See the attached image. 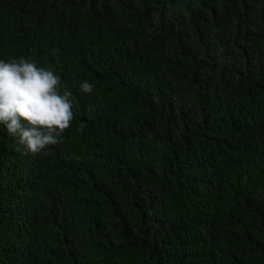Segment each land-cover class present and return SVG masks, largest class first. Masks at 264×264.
<instances>
[{"label":"trees","instance_id":"obj_1","mask_svg":"<svg viewBox=\"0 0 264 264\" xmlns=\"http://www.w3.org/2000/svg\"><path fill=\"white\" fill-rule=\"evenodd\" d=\"M20 56L75 118L0 124V264H264V0H0Z\"/></svg>","mask_w":264,"mask_h":264},{"label":"clouds","instance_id":"obj_2","mask_svg":"<svg viewBox=\"0 0 264 264\" xmlns=\"http://www.w3.org/2000/svg\"><path fill=\"white\" fill-rule=\"evenodd\" d=\"M58 49H52L56 57ZM60 77L25 56L0 59V124L17 138L25 154H39L62 142V136L75 118L71 92L61 91ZM81 93L91 94L94 85L87 80ZM84 125H79L83 131Z\"/></svg>","mask_w":264,"mask_h":264},{"label":"bare ground","instance_id":"obj_3","mask_svg":"<svg viewBox=\"0 0 264 264\" xmlns=\"http://www.w3.org/2000/svg\"><path fill=\"white\" fill-rule=\"evenodd\" d=\"M256 85V84H255Z\"/></svg>","mask_w":264,"mask_h":264}]
</instances>
